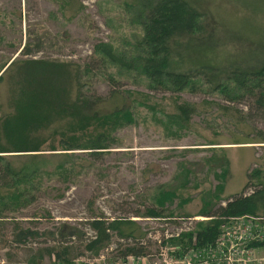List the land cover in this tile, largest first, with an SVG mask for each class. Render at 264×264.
<instances>
[{
  "label": "rangeland",
  "instance_id": "obj_1",
  "mask_svg": "<svg viewBox=\"0 0 264 264\" xmlns=\"http://www.w3.org/2000/svg\"><path fill=\"white\" fill-rule=\"evenodd\" d=\"M134 1L0 0V66L14 58L64 62L72 76L66 86L70 101L80 92L81 99L94 94L101 100L89 107L91 112L127 108L133 115L131 123L112 130L108 147L96 152L61 150L60 135L74 133L68 127H73L76 116L54 115L50 126L40 130L46 138L40 152L41 188L29 204L2 217L0 264H29L37 248L53 244L51 238L59 239V230L68 232L74 227L86 239L92 235L88 221L95 216L131 220L135 239L113 236L110 246L97 256L83 249L84 241L71 239L75 264H264V247H248L251 241L264 238V216L231 220L212 249L190 250L180 256L175 254L178 246L162 242L205 219L201 210L224 204L226 197L240 192L252 170L258 168L264 176V112L251 94L229 92L232 82L224 77L236 66L253 69L264 64V0H199L204 32L178 39L185 48L178 56L180 69L218 68L222 74L217 80L219 89L202 77L193 78L180 91L150 88L137 71L112 65L109 72L115 75L114 85L102 68L94 67L92 78L81 88L75 70L95 65L96 45L111 44L126 57L140 51L136 44L140 28L131 21ZM24 47L31 52L24 54ZM19 67L20 63L0 82L5 114L14 111L11 102L20 87L15 79ZM185 104L193 111L179 126L175 123L177 105ZM50 144L58 150H47ZM226 160L228 172L219 191ZM58 163L66 170H57ZM162 190L174 192V198L166 202L159 218L146 217ZM253 190L252 184L245 193ZM16 225L39 234L17 242ZM249 225L250 234L245 229ZM120 244H141L146 255L117 259ZM49 263L47 257L39 262Z\"/></svg>",
  "mask_w": 264,
  "mask_h": 264
},
{
  "label": "trees",
  "instance_id": "obj_2",
  "mask_svg": "<svg viewBox=\"0 0 264 264\" xmlns=\"http://www.w3.org/2000/svg\"><path fill=\"white\" fill-rule=\"evenodd\" d=\"M199 0H135L131 5L134 8L132 22L139 25L140 36L136 40L139 52L126 57L123 51L117 52L111 44H98L94 47L97 60L95 65L84 64L75 70L77 83L82 88L92 78L94 67L103 69V75L111 84H115V75L109 72V66H118L126 70H134L148 80L150 88L169 87L180 91L190 85L195 77H202L213 88L219 89L218 78L222 77L218 68L201 65L193 72H185L180 68L181 56L185 48H181L178 39L184 36L204 32V12L198 9ZM31 49L23 48L24 54ZM19 61V62H18ZM15 76L20 87L12 99L13 112H2L0 102V221L4 214L24 207L35 199V193L41 188L40 174L43 166V157L40 152L44 148L46 138L40 136V130L50 126L54 115L63 113L76 116L72 121L73 127L68 129L74 133L60 135L61 150L75 149L96 152L107 148L108 138L112 130L133 121L132 112L125 109L113 110L109 113L98 114L91 112L89 107L101 100V97L90 94L81 99V92L74 99H68L67 82L72 77L64 62H51L37 59L9 60L0 66V82L4 75L17 67ZM97 63V64H96ZM8 64V65H7ZM7 65V66H6ZM6 67L4 70L3 68ZM3 70V71H2ZM2 71V72H1ZM232 82L229 92L251 94L255 105L264 112V64L245 69L233 67L224 75ZM82 80V81H81ZM221 90V89H220ZM224 92V90L222 89ZM235 91V92H234ZM227 92V93H229ZM178 117L175 123L179 126L187 121L193 109L191 105H177ZM78 115V116H77ZM97 127L102 128L98 132ZM47 149L56 151L57 147L50 144ZM63 156H67L65 153ZM21 157L31 160L23 161ZM28 158V159H29ZM16 159H19L16 163ZM57 170H66L58 163ZM46 174H50L45 171ZM228 172V161L223 163L219 175L222 183L218 190L222 191L224 180ZM262 170L254 169L247 174L248 180L242 190L224 199V204H217L215 208L203 209L200 215L206 217L194 223L193 228L181 231L177 235L163 239V243H172L178 246L177 255H184L190 250L214 248L223 233L224 226L236 218H257L264 216V176ZM253 184L254 190L245 193ZM175 193L162 190L154 197V207L148 208L146 217L159 218L164 205L171 201ZM215 197H218L215 195ZM172 213H168L170 215ZM131 220L112 219L104 216H95L88 221L92 235L84 237L85 233L74 227L68 232L59 230V239L54 243L37 248L36 255L29 258V264H39L47 257L49 264H75L76 247L71 239L84 241L83 249L94 256L109 247L112 237L119 239H135L129 228ZM15 241L22 242L28 237H36L39 233L30 228L15 226ZM53 232H50L52 236ZM121 245V244H120ZM117 259L125 261L127 257L139 258L146 255L141 244L121 245ZM248 247H264V238L248 243Z\"/></svg>",
  "mask_w": 264,
  "mask_h": 264
},
{
  "label": "built area",
  "instance_id": "obj_3",
  "mask_svg": "<svg viewBox=\"0 0 264 264\" xmlns=\"http://www.w3.org/2000/svg\"><path fill=\"white\" fill-rule=\"evenodd\" d=\"M245 229H246L247 233L250 234V230L252 229V226H250V225H249V226H246ZM176 235H177V234H176ZM129 257H130V256H129ZM131 257H132V256H131Z\"/></svg>",
  "mask_w": 264,
  "mask_h": 264
}]
</instances>
